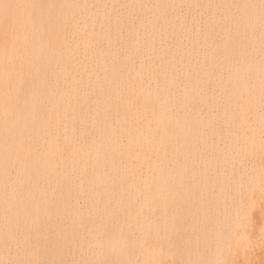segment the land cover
<instances>
[{
	"label": "bare ground",
	"instance_id": "bare-ground-1",
	"mask_svg": "<svg viewBox=\"0 0 264 264\" xmlns=\"http://www.w3.org/2000/svg\"><path fill=\"white\" fill-rule=\"evenodd\" d=\"M20 261L264 264L261 0H0Z\"/></svg>",
	"mask_w": 264,
	"mask_h": 264
},
{
	"label": "snow or ice",
	"instance_id": "snow-or-ice-1",
	"mask_svg": "<svg viewBox=\"0 0 264 264\" xmlns=\"http://www.w3.org/2000/svg\"><path fill=\"white\" fill-rule=\"evenodd\" d=\"M261 3H262V6H264V0H261ZM4 7L6 8V9H11V5H4ZM9 264H12V262H9ZM18 264H26V262H24V261H20V262H18ZM27 264H31V262H27Z\"/></svg>",
	"mask_w": 264,
	"mask_h": 264
}]
</instances>
